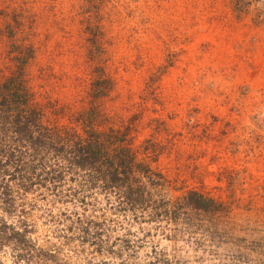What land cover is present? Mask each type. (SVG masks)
<instances>
[{
    "label": "rangeland",
    "instance_id": "obj_1",
    "mask_svg": "<svg viewBox=\"0 0 264 264\" xmlns=\"http://www.w3.org/2000/svg\"><path fill=\"white\" fill-rule=\"evenodd\" d=\"M11 73L65 109L46 121L84 136L86 113L170 184L131 211L91 200L81 172L19 192L0 219L30 233L0 264H264V0H0ZM191 191L216 212L192 211Z\"/></svg>",
    "mask_w": 264,
    "mask_h": 264
},
{
    "label": "trees",
    "instance_id": "obj_2",
    "mask_svg": "<svg viewBox=\"0 0 264 264\" xmlns=\"http://www.w3.org/2000/svg\"><path fill=\"white\" fill-rule=\"evenodd\" d=\"M2 80L0 203L8 209L14 207L11 205V196L14 199L19 192L27 195L37 187L49 188L57 194L65 184V177L74 176L77 172H81L78 179L72 180L76 182L77 188L84 193L89 192L91 200H95L91 193L104 192L105 202L109 205L113 201L115 210L122 207L131 211L137 208L138 203H145L146 197L152 196L151 191L169 186L170 183L161 174L153 172L145 162H137V154L130 145L124 140L118 142L113 138L112 131H109L110 135L92 134L96 125L86 113H81L79 119L84 132L82 136L74 128L45 120L47 113L62 114L65 109L58 110L50 100L45 104H37L33 93L24 84L22 75L11 73ZM189 195L192 198L186 199L184 203H188L192 211L216 212L217 203L212 197L197 191H191ZM166 207L165 212L169 208ZM4 213L11 216L8 210H4ZM173 214L176 219V213ZM3 219H0V245L4 242L14 243L18 246L16 250L22 251L20 245L30 233L26 220L20 218L17 224H8ZM186 225L199 227L195 221ZM23 257V254L16 255L20 260Z\"/></svg>",
    "mask_w": 264,
    "mask_h": 264
}]
</instances>
